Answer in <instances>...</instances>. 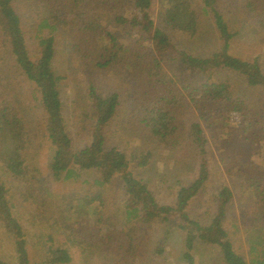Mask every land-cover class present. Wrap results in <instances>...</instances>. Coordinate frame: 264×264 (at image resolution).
<instances>
[{"label": "trees", "instance_id": "1", "mask_svg": "<svg viewBox=\"0 0 264 264\" xmlns=\"http://www.w3.org/2000/svg\"><path fill=\"white\" fill-rule=\"evenodd\" d=\"M28 1L33 15L26 38L13 0H0L1 38L10 48L13 67L21 70L17 81L0 74V149L1 145L8 147L6 155L0 152V264H69L72 260L66 248L41 245L38 239L36 245L43 251L35 261L32 256L36 253L20 223L21 205L32 210L30 217L36 212L46 218L49 215L52 222L47 227H54L56 234L82 248L81 252L90 244L99 248L107 264H179L177 258L167 257L163 240L152 244L151 239L141 236L153 223L172 226L171 230L180 229L185 234L182 264H264V140L255 143L254 149L245 137L250 129L259 127L264 139V122L258 119L255 101L244 95L255 90L264 95V71L259 58L246 60L230 52L236 33L217 10L219 0ZM156 4L155 23L150 13ZM244 8L247 20L252 18L257 34L264 37V0H247ZM207 14H211V25L222 44L201 57L180 46L199 41L208 33L204 21ZM123 31L128 37L138 33L140 40L151 42L150 51L123 42L118 36ZM61 37L69 49V63L111 71L125 84L131 102L129 113L124 114L128 127L119 126V121L114 130L121 129L118 137L124 136V142L129 139L128 133L140 136L149 142L148 149L127 152L113 143L114 130H109L116 118L119 94L100 95L94 80H90L93 75L74 84L79 95L82 89L88 90L86 97L66 104L59 88L62 77L56 75L52 65ZM27 40L34 48L33 57L27 50ZM241 86L243 91L239 93ZM25 94L31 99V107L40 110V118L29 115ZM83 98L85 104L75 103L85 101ZM195 110L201 112L205 128L196 121ZM188 114L195 120H187ZM69 122L74 137L66 130ZM207 134L215 144H221L220 162L228 173L234 167L225 160L236 165L241 162L233 177L241 181V189L249 188L251 201L240 214L239 233L234 240L222 225L225 206L233 197L229 188L224 187L219 197H213L216 213L208 221L194 220L188 212L189 201L206 192ZM44 136L52 150L46 159L51 177L56 182L77 180L79 184L66 194L51 195V200L61 201L58 211L35 188V170L30 169V156L39 149ZM235 136L237 141H230ZM73 138L79 146L73 144ZM244 144L249 149L243 148V154L234 158ZM160 146L163 151L170 149L172 158L181 146L199 151L196 179L180 186L167 203L160 202L134 174L136 168L151 166L153 152ZM181 151L178 162L183 158ZM88 172L94 180L83 179ZM249 173L253 175L247 178ZM4 176L10 184L1 180ZM114 179L122 188V206L117 210L120 217L116 219L105 212L110 203L107 184ZM78 219L91 237L77 233ZM43 236L52 238V234ZM241 236H245L248 249L243 247ZM198 244L207 252L195 260ZM2 247L9 251L2 252Z\"/></svg>", "mask_w": 264, "mask_h": 264}, {"label": "rangeland", "instance_id": "2", "mask_svg": "<svg viewBox=\"0 0 264 264\" xmlns=\"http://www.w3.org/2000/svg\"><path fill=\"white\" fill-rule=\"evenodd\" d=\"M13 0L12 6L20 19L21 28L23 33H25L26 38H29L27 34L30 31V27L32 25L31 16L33 12L30 7H28L27 0ZM247 0H219L217 5V10L223 15V18L227 22L229 29L236 33V36L230 43V52L233 56L251 60L253 58H259L260 65L264 71V42L262 41V34L260 36L257 34V25L253 22L252 18L247 20V14L245 12L244 3ZM157 4L156 8L150 13V16L156 23L157 18L155 17L157 13ZM210 16L207 14L204 16V21L206 22L208 33L201 37L199 41H191L187 44H182L180 47L188 50L193 53V55L207 57L211 52L215 51L219 47H221L222 41L216 38L218 36L216 30L214 31V26L212 27ZM3 22H0V28L2 27ZM204 31V30H203ZM126 31L118 33V36L123 40V42L128 45H132L133 47H137L142 51H146L149 49L151 42H145L144 40L139 39V35L133 34V36L128 37L125 34ZM3 31L0 30V74L1 77L6 76L7 79L12 80L17 78L21 74V70L19 67H13L14 60L13 57H10L9 50L10 48L4 43L1 38ZM205 33V31H204ZM261 42V43H260ZM27 50L30 56H34V48L30 44V40H27ZM56 49L58 52L54 55L53 69L57 76L62 77V82L60 84V90L62 92V96L66 102L72 103L74 99L77 97H86L88 92L87 89H82L80 91V95L74 91V84L77 80L85 81L89 75H93L95 91L103 96L108 95L109 93L117 92L119 94V106L116 114V118L111 122L110 132H112L115 128V125L120 121L119 126L128 127L125 115L129 113L131 102L129 92L125 91V84L121 83L119 77L116 75H111V71L103 70V71H95L87 68L85 64L77 63H69L70 57L68 56L69 49L65 46L64 39L58 38L56 43ZM169 69V68H167ZM224 76V75H222ZM221 76V77H222ZM230 76H233L230 74ZM232 79V78H230ZM234 82H239L237 78L232 79ZM22 87H25L23 84ZM10 89V88H9ZM14 91V89H13ZM243 91V88H239V93ZM249 99L255 101L259 109L258 119L264 122V95L259 93L258 91H250L244 94ZM85 100V98H83ZM25 101L29 107V115L40 118L42 116L40 110L38 108L31 107V99L28 94H25ZM86 103L85 101H75V103ZM67 110V109H66ZM65 110V111H66ZM125 114V115H124ZM194 114H196V121H198L203 128L205 125L203 121L200 119L202 115L200 111L195 110ZM70 117V115H68ZM120 119V120H119ZM186 119L189 121L195 120V117L188 114ZM69 127L68 135L70 137H74V130L70 127V122L68 123ZM240 129V128H239ZM241 130V129H240ZM251 130V129H250ZM247 132L245 137L247 138V143L249 145H253L254 149L256 146L255 143L259 141H263V135L261 134V130L259 127L252 129ZM121 132L120 128H116L114 130V135H111V140L113 143L118 144L120 148L124 151H131L133 153H138L140 151L146 150L149 148V142L146 140L140 139V136L136 134H127L129 137L127 142H124V136L118 137V134ZM215 136V134H213ZM208 142L205 145L206 150V158L209 161V179H206V192L203 196L198 198H193L190 200L188 205V212L190 216L194 220H198L201 222L208 221L212 216L216 213V205L217 202L214 201L213 197L218 196L220 194L219 191L224 189V187L229 188L233 197L232 200L225 206V215L222 220V225L225 230L230 233V238L235 239L239 233V222H240V214L246 208V205L250 203L251 198L249 193V188L241 189L239 184L241 181L236 180L233 177V174L236 171V168L241 167V162H239V166L233 163L232 161H226L227 165H230L233 168L232 173H228L226 171V167L224 164L220 162L221 155L219 153V148L221 147L220 143L215 144L212 135L207 134ZM73 140H75L73 138ZM9 141V140H6ZM230 141H237V136L230 139ZM244 142V140H242ZM253 143V144H252ZM79 146L78 140H75L74 143ZM244 144L241 148L240 152H235L234 158L240 154H243V148L249 149V145ZM194 148L192 147V150ZM182 150V151H181ZM188 150L187 147L181 146L179 151L173 152V158L171 157L170 149H165L164 151L161 149V146L157 148L156 151L153 152L154 160L152 161L151 166L145 169L136 168L134 170V174L140 181L146 184L158 197L159 201L162 203L169 202L174 196H176L178 188L180 186H185L189 184L191 179H196L197 177V164H199V158L196 157V153L199 151ZM176 151V150H175ZM183 153V158L180 162L176 160L177 157L181 156ZM0 152L2 155H6L8 153V147L1 145ZM238 153V154H237ZM52 155V150L50 146L48 147V141L45 136L41 140V145H39V149L36 152H33L30 156V169L35 170L36 182L35 188L39 189L41 193H43L44 197L48 199V203L55 206V211H58V208L61 206V201H57L59 199L51 200V195L58 194H66L70 190L72 191L74 188L79 186L76 183L77 180H70L67 182H56L50 175L48 169V163L46 161L47 157ZM137 155V154H135ZM229 159H232L228 156ZM237 159V157H236ZM183 163V166L180 164ZM191 166V167H190ZM34 174V172H33ZM253 174H247V178L252 176ZM83 179H87L92 181L95 179L94 175H91V172L83 174ZM264 179V178H263ZM2 181L10 184L11 182L7 179V177L1 178ZM243 181V180H242ZM248 186L246 184H243ZM19 190V186L16 185ZM166 189H170V191L165 192ZM107 194L110 196V203L105 206V212L110 213L112 219H116L120 217L118 215L117 210L122 206L121 205V195L122 188L118 179H114L111 183L107 184ZM163 193H166L168 196H164ZM219 197V196H218ZM54 205H53V203ZM30 207V206H29ZM20 208V223L23 226L24 230L27 233L28 239L31 242V246L36 254L32 257L35 258V261L42 255V249H40L36 244L38 239L41 245L46 244L47 246H61L66 248L71 255V262L69 264H107L104 261V256L99 250V248L94 247L92 244L86 246L84 252H81L82 248H79L76 245H72L66 238L60 234H56L53 230L54 227H47L51 222L52 218L48 215L46 218L44 215L36 212L34 214V218L31 216L32 210H27V207ZM245 211V210H244ZM41 212V211H40ZM42 213V212H41ZM249 217L250 214L248 212L245 213ZM244 216V215H243ZM30 217V218H29ZM242 223V221H241ZM169 224V223H168ZM167 224V225H168ZM77 233L84 234L86 236L89 235L84 229V225L81 220L78 219L76 223ZM172 226H164V224L153 223L143 229V233L141 236L145 237L146 240L151 239V243L155 244L157 242L164 241V248L167 254V257L171 260L177 258V262L182 264L184 262L183 253L184 249V237L185 234L180 229L171 230ZM52 234V238H48L47 236H43V234ZM92 233H90L91 237ZM237 238H240L238 235ZM243 239V247L248 249V244L246 242L245 236H241ZM86 244H88L85 239ZM30 246V248H31ZM85 245H82V247ZM195 260H198L200 255L204 252H207L203 249L205 247L203 245L195 246ZM2 252L9 251L7 248L2 247ZM39 251V252H38ZM216 261V259H215ZM206 263H209L206 261Z\"/></svg>", "mask_w": 264, "mask_h": 264}]
</instances>
